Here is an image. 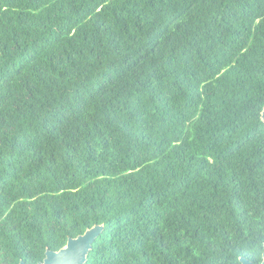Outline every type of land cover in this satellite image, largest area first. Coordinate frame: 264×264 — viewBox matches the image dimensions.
<instances>
[{
	"label": "trees",
	"instance_id": "16d2710c",
	"mask_svg": "<svg viewBox=\"0 0 264 264\" xmlns=\"http://www.w3.org/2000/svg\"><path fill=\"white\" fill-rule=\"evenodd\" d=\"M263 107L264 0H0V264H260Z\"/></svg>",
	"mask_w": 264,
	"mask_h": 264
},
{
	"label": "water",
	"instance_id": "95a60500",
	"mask_svg": "<svg viewBox=\"0 0 264 264\" xmlns=\"http://www.w3.org/2000/svg\"><path fill=\"white\" fill-rule=\"evenodd\" d=\"M261 119L264 121V107L261 111ZM104 229V224H95L87 228L83 233L76 237H69L65 246L59 250H51L47 248L45 257L37 264H84L87 261L88 254L92 249L94 241ZM241 264H255L244 256L240 258ZM20 264H27L21 260ZM264 264V251L262 261Z\"/></svg>",
	"mask_w": 264,
	"mask_h": 264
}]
</instances>
